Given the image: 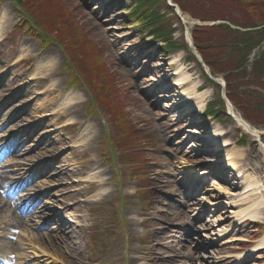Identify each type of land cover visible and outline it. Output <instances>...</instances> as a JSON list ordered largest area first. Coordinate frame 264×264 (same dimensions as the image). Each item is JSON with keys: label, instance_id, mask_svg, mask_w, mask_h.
I'll return each instance as SVG.
<instances>
[{"label": "rangeland", "instance_id": "1", "mask_svg": "<svg viewBox=\"0 0 264 264\" xmlns=\"http://www.w3.org/2000/svg\"><path fill=\"white\" fill-rule=\"evenodd\" d=\"M22 1L32 6L31 0ZM34 1V6L41 8L30 9L50 19L64 35L57 31L49 34L45 47L36 29H25L13 0H0V125L6 123L0 129V147L7 149L9 144L15 145L16 138H22L17 145L26 151L15 159L0 153V174L9 164L26 162L22 166L28 169L20 179L31 182L38 176L30 188L39 184L44 193L52 189L56 196L50 203L53 210L80 202L75 214L82 216V222L70 233L74 241L68 247L73 251L51 241V231L37 227L36 219L24 231L43 241L40 246L46 249L36 248L45 253L26 245L19 234L15 241H6L9 247L20 244L22 250L16 246L17 250L6 251L16 257L29 256L30 264H207L208 259H213V264H225L228 257L232 261L228 259L226 264H234L238 254L264 237V207L260 219L239 216L240 210L231 206L229 183L220 180L223 190L219 192L216 176L207 174L209 165L195 164L194 169H188L187 164L212 157L201 148L192 149L202 142L192 133L206 132L214 125L227 128L230 142L255 156L247 158L242 166L246 170L243 181L253 172L251 169L264 181V169H258L264 159L252 137H245L241 130L232 132V121L223 115L220 120L205 116L204 122L198 118L199 128L187 130L185 122L176 124V113L168 109L173 105V91L159 85L161 79L157 77L163 74L156 69L161 62L172 65V55L178 52H182L178 56L183 57L182 64L193 75L192 84H201L199 93L210 90L208 104L220 101V90L212 86L202 66L184 47L188 43L186 29L193 32L194 19L188 15L189 21H178L175 12H163L172 25V42L178 48L165 51L149 29L128 22L133 0ZM227 18L236 20L240 15L231 10ZM206 23H226L241 32L250 30L228 21ZM250 31L254 35L262 32L264 24ZM229 41L231 48L242 47L237 38L230 37ZM249 54L243 65L232 71L241 73L233 74L242 79L235 82H241L236 94L255 92L264 103V90L257 86L260 75L254 67L264 56V37ZM84 60L90 66L86 67ZM177 68L172 66L170 71ZM216 76L224 80V75ZM242 81L247 86H242ZM76 92L81 99L72 106L68 99ZM111 104L115 113L109 111ZM253 112V116L263 117L255 120L262 123L249 124L264 132V113L255 107ZM70 124L76 128L67 127ZM68 144L74 146L73 151L63 154L61 150ZM101 172L106 175L99 177ZM102 180L108 183L102 185ZM79 188L82 190L76 193ZM6 189H0L1 199H6ZM102 189H106V196L97 198ZM235 193L241 195L242 191ZM185 202L187 206L182 204ZM183 212L185 219L181 217ZM199 212L202 214L197 216ZM42 222L44 226L46 221ZM187 223L196 224V229ZM209 223L216 225V231H204ZM12 227L1 226L4 232L0 237L13 233ZM195 251L201 256L198 261L189 259ZM255 256L247 264H264V253Z\"/></svg>", "mask_w": 264, "mask_h": 264}, {"label": "bare ground", "instance_id": "2", "mask_svg": "<svg viewBox=\"0 0 264 264\" xmlns=\"http://www.w3.org/2000/svg\"><path fill=\"white\" fill-rule=\"evenodd\" d=\"M96 9H98V7H96ZM183 19L185 21H189L190 18L188 16H183ZM187 42L189 44H192V40L190 35L187 33ZM194 47V46H193ZM167 51V50H166ZM178 54H181L182 56V52H178ZM177 53L172 55L171 61L172 65L167 64L169 62H165L164 63H159L158 67H157V72L163 74L162 78L157 77V80L161 79V83L159 82V85H164L165 90L169 89L172 92V95L170 96L173 102V105L171 106L170 109L173 110V113L175 112H179L180 114L176 113L175 115V122L176 124L179 123H184V121H186V119H191L190 122H185L186 125H188V129L190 130L194 127L199 128L200 124L199 122H197L198 118H200V120H202L201 122H204V120L201 118L202 115H204L205 111L208 108V100L210 98V90H205L203 93H199V89L201 87L200 83H196V84H192V80H193V75L188 71V69L182 64L183 62V57L178 56ZM181 57V58H180ZM172 66H177L178 68L175 71H170L172 69ZM217 79H219L222 83L223 80L220 79L218 76H216ZM176 79V80H175ZM157 84L156 80L153 81ZM169 82V84L167 85L166 83ZM167 85V86H166ZM163 87V86H162ZM161 87V88H162ZM189 87V91H186V88ZM186 91V92H185ZM72 97L69 98L68 100V104H71L72 106H75L77 101H79L80 98V93L76 92L73 93L71 95ZM229 112L232 115V122L231 125L229 126V128L231 129L232 132H236L237 130H241L243 133H246L248 135H250L252 137V141L253 143L257 146L258 150L257 152H259V154L261 155L260 157H262L264 159V132L260 131L257 128H254L251 126V124H249L244 118H242V116L237 113V111L234 109V106L232 105V103H230L229 105ZM180 109H184L187 110L186 115L184 112H180ZM188 112H190V115L188 116ZM180 116V117H179ZM178 117V118H177ZM186 128H184L185 130ZM92 131V130H91ZM241 132V134H243ZM86 134L88 135V131L86 132ZM230 134V131L227 130V128H223L221 126L218 125H214V128L208 129L206 132L202 131V132H195L192 133L193 138L195 139H201V145L197 146L195 145L194 147H192L193 150H200L201 149H207L205 152H210L214 149H216L217 151H214V153H216L214 156L218 158H220V160H222L221 162H217L215 163L213 166H219L220 168V174L221 176H217L221 181L226 182L228 184V187H230L231 191L229 192V195L232 196V204L231 206H233V208H237L238 215H244L246 216L245 218H253V219H260V217H262V212L261 207H264V181L260 180L258 178H256L255 176H258V174L255 172L254 169H251L250 171L251 174H249L246 178L245 181H243L244 178V174H246V170H244V167H242L244 165V163H247V158H253L255 159L254 155L248 154V152L244 151L243 149L237 147V143H232L230 142V140L228 139ZM84 145H88V143L85 141ZM71 148H68L64 153H71L69 152ZM15 150V149H14ZM210 150V151H208ZM23 150H15L14 153H16L17 155L21 156L23 154L22 152ZM256 152V153H257ZM257 155V154H255ZM261 158V159H262ZM215 161V160H212ZM209 164L210 162H208V160H206L205 158H201L199 160L194 161L193 163H189L187 164L188 169H194L195 164ZM264 161H262V163L260 164V167L258 168L259 170L263 171L264 166H263ZM185 164V163H184ZM22 165H26V164H20L17 165L18 169H14L15 171H7L4 175L0 174V187L4 188L3 186L7 183L8 180H10L11 183H13L20 174H24V170H23V166ZM187 169V170H188ZM216 169V167H215ZM26 170V169H25ZM24 171V172H23ZM231 171V172H230ZM22 172V173H21ZM196 173V171L194 172H189V175H192ZM197 174L199 175L200 173L197 172ZM235 174V175H234ZM106 173L104 174V172H101V175L99 173V177L101 176H105ZM202 176H206L205 174L202 173ZM230 176L235 177L236 179L232 178L230 179ZM241 181H243L242 185H240L239 183H241ZM34 182V180H33ZM108 182L106 180H102L100 184H107ZM28 184V183H27ZM94 183H91V185H93ZM220 181H218L217 183V189L219 190V192L222 189V186L220 185ZM29 185V184H28ZM21 188H24V184H22L20 186L19 192L21 190ZM103 188V187H101ZM82 189V188H79ZM39 190V189H38ZM76 190V189H75ZM90 190V189H88ZM242 191L241 195H237L235 192H239ZM18 192V193H19ZM32 192H34V190H28L27 189V193L24 196H19L21 197V199L25 198V197H29L30 194H32ZM80 190H76V193H79ZM175 193H178V191H173ZM18 193H15V191L13 190L12 194L9 195V197L16 195ZM37 193V191L35 192ZM106 189H102L99 191L98 193V197L104 195L106 196ZM42 194V193H41ZM41 195H37L34 194V198L36 199H40ZM56 198L55 196V192L53 190L49 191V193L45 194L43 199L41 201H39V203L33 207V209H31V212H27V213H23L21 214L22 217H18L17 216V209H16V203L12 200H5V199H1L0 198V221H5V225H15L17 228H25L27 226H30L29 222L32 221V219L38 218V219H48L49 218V222L46 224L47 227H44L45 229L51 228L52 229V236H51V241L53 242H58L61 246L66 247L67 249H69V251H73L71 250V248H69V243L74 241V238L71 236V232L74 230H76L77 228L81 227V222L82 216L77 217L75 214L78 210V208H80V202H73V205L69 206V207H65L60 213L59 212H54L52 211V209L50 208V204L49 202H53L52 200H54ZM195 198V197H193ZM48 200V201H47ZM196 203V198L194 199ZM185 206H187L188 204L182 203ZM210 204H215L214 203H210ZM235 204V205H234ZM240 205V206H239ZM212 206V205H209ZM237 206V207H234ZM243 206V207H242ZM242 208V209H241ZM185 213V212H183ZM181 213V217H184L183 219L187 218L186 213L183 214ZM198 214H202V212L198 213ZM198 216V215H197ZM194 217V216H193ZM244 220V219H243ZM223 221V220H222ZM219 223V222H218ZM186 225H188L190 228H195L196 229V224H191V223H187ZM210 225V227H209ZM209 225H207L206 227H204V231L207 229H211L212 231L215 230L216 225H212L211 223H209ZM219 230V229H217ZM216 231V230H215ZM195 232V230H194ZM12 236H16L15 234H11ZM23 238L25 241H27L26 245L33 247L34 249L38 250V249H46L42 246H40L41 239L38 238V236H36L33 233H29V232H23L22 234ZM6 237H0V253L3 256H10L12 254V252L10 251H6L7 249H12V250H17L18 248L22 250V247H20V244L16 243L15 246H11L9 247V245L7 244V247H5V249H1V247L3 246V244L1 242L6 241ZM255 246H253L254 248L251 250H249V253L247 252V254H241L243 255V257H239L240 260H244L245 258H248L251 255H254L258 252L260 253H264V237H262V239L260 241H258L257 243L254 244ZM18 248H17V247ZM36 246H40L38 247V249L36 248ZM47 247H49V245H47ZM39 253H41L43 255V251L38 250ZM196 253V254H194ZM18 257V261L16 262V264H30L29 260L30 257L26 256V255H21V256H17ZM48 256H44L42 258H47ZM256 256H252L251 258L254 260ZM216 258V256L214 257V259ZM189 259L192 261H198L201 259L200 253L198 252H193V254H191L189 256ZM228 259H231V257H228ZM228 259L224 261V263L226 264L228 262ZM250 260V259H249ZM232 261V259H231ZM238 261V260H237ZM213 262V259H208L205 260V263L207 264H213L211 263ZM248 262V261H247ZM216 264V263H214Z\"/></svg>", "mask_w": 264, "mask_h": 264}, {"label": "trees", "instance_id": "3", "mask_svg": "<svg viewBox=\"0 0 264 264\" xmlns=\"http://www.w3.org/2000/svg\"><path fill=\"white\" fill-rule=\"evenodd\" d=\"M27 11L29 15L36 19L40 28L45 33L53 34L54 31L58 32V35H64V33L55 27L54 23L43 16L42 14H36L35 11L41 7L39 5L34 6L36 3L31 0L32 6H27L25 2L17 0ZM177 4L184 14H188L191 18L199 20L201 22H231L232 24L242 29H253L264 24V0H173ZM37 4V3H36ZM33 8V11L30 8ZM64 9V8H63ZM231 10L236 11L239 15V19H229ZM163 12H174L167 4L166 0H136L135 9L128 15L127 20L130 24L140 22L141 27L144 29H155L154 34L157 39L165 41L168 45L165 49L173 50L177 46L172 42L173 30L172 25L166 21V16ZM62 18V17H61ZM61 20V19H60ZM177 20H179L177 18ZM241 32L239 30H233L226 23L215 24L213 26L199 27L196 26L193 29L194 44L202 56L206 65L210 68L213 75L222 74L226 82L227 97L232 104L237 107L243 114L245 120L252 123L255 120H262L263 117L253 116V108L255 107L260 113H264V103H262L255 92H244L243 96L236 94L237 89L240 87L242 79L234 78V75H241L240 72H234L239 69L250 55V50H253L258 45L263 37L264 31L256 32L255 35L250 33L251 31ZM237 38L241 41L242 47L235 45L231 48V42L229 38ZM70 46L73 44L68 39ZM186 48V46H184ZM238 47V48H237ZM232 51V53L230 52ZM194 58V57H193ZM87 65V61L84 60ZM254 67L256 73L260 75L258 78L261 82L257 84L262 90H264V56L260 57L255 63ZM228 72H230L228 74ZM234 74V75H233ZM262 77V78H261ZM211 82V81H210ZM242 86H247V84ZM212 83V82H211ZM98 84V83H97ZM218 90H221L219 86L212 83ZM99 87V86H98ZM220 97V95H219ZM106 100V99H105ZM218 105L219 108L215 110ZM252 109V110H251ZM109 111L116 112L113 104L109 107ZM254 113V114H253ZM209 114L215 119L220 120L221 115L225 116V105L220 97V101L213 103L209 107ZM255 121L254 123H259ZM262 123V122H261ZM259 123V124H261ZM264 126V123H263Z\"/></svg>", "mask_w": 264, "mask_h": 264}, {"label": "water", "instance_id": "4", "mask_svg": "<svg viewBox=\"0 0 264 264\" xmlns=\"http://www.w3.org/2000/svg\"><path fill=\"white\" fill-rule=\"evenodd\" d=\"M169 2H170V6L173 7V8H175L177 14L181 17V11H180V8H179L177 5H174V4L172 3V0H169ZM192 25H204V26H206V25H208V24H206V23H205V24H204V23L202 24V23H200V22H194ZM190 37H191V40H192V44L190 45L192 52L195 54V56H196V58L198 59V61L202 64V67H203L204 70L207 72L209 78H210L214 83H216V84L222 86V98H223V100L226 102V104L229 105L230 102L228 101V99H227V97H226V86H225V84L221 83L217 78H215V77L212 76L210 69L206 66V64L204 63L202 57L199 55V53L197 52V50H196V48H195V46H194V42H193L192 34H190ZM193 46H194V47H193ZM228 107H229V106H228Z\"/></svg>", "mask_w": 264, "mask_h": 264}]
</instances>
